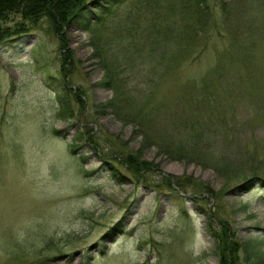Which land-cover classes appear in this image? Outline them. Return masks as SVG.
Instances as JSON below:
<instances>
[{"label": "rangeland", "instance_id": "rangeland-1", "mask_svg": "<svg viewBox=\"0 0 264 264\" xmlns=\"http://www.w3.org/2000/svg\"><path fill=\"white\" fill-rule=\"evenodd\" d=\"M200 2L199 18L192 0H127L68 28L66 77L49 23L8 17L26 29L0 45V264H219L209 210L264 240V0ZM110 75L153 114L152 142L97 108Z\"/></svg>", "mask_w": 264, "mask_h": 264}, {"label": "trees", "instance_id": "trees-1", "mask_svg": "<svg viewBox=\"0 0 264 264\" xmlns=\"http://www.w3.org/2000/svg\"><path fill=\"white\" fill-rule=\"evenodd\" d=\"M50 1L51 0H42L38 2L29 0H0V44H5L9 41V39L11 40V38L17 34H23V31L26 29L24 24L17 25V29L6 27L5 23L9 20L8 17H10V15H20L23 20L32 21L33 23H40L45 19L49 23L53 32L57 35L56 37H58V39L61 41L62 50L66 51V53H63L66 60L63 59L62 69L64 77H66L67 75L65 67L67 65H70L72 60L71 57H68L69 50L66 47L68 46V40L65 36L68 28L70 29L73 26L76 28H81L88 32H95L99 28L104 26L108 19L111 16H114V10L117 9L120 5L124 4V2H126L127 0H105L106 6L101 8L100 13H94L91 7L100 4V1L102 0H63L60 3L61 6L58 9L57 13L54 14L53 12L50 13V7L48 8V6H50ZM192 3L194 4V10L197 11V16H199V18L204 17L206 15V12L202 10L203 2H200V0H192ZM92 16L95 17V20L92 19ZM93 26H95V28ZM98 54L99 52L96 49L95 56H97ZM102 85L112 90L114 96L109 101V103H105L101 106H98L97 108L104 110L108 108L111 109L113 114L117 118H120L121 121L129 125L136 126L139 133H143V139L146 143L152 142L153 138L148 134V132H150L154 128V118L152 117L153 114L139 104L136 95L132 96L128 92H126V90H123L119 82H117L115 78L113 79L111 75L106 83H102ZM129 91L132 93L130 89ZM61 94L62 91L59 92V95ZM126 94L129 97H124V95ZM192 138L196 140L199 139L200 136L192 134ZM162 148H164L165 151H171V146L169 144L162 145ZM146 165V161L142 160L140 156L135 155L134 153L126 154L122 159L123 167L126 166L130 168V171H134L137 173L143 171ZM113 170V175L118 178L119 181H123L124 178L122 180V178L118 176V169L116 168ZM165 183L169 187H183L181 180L175 177L165 178ZM190 183L194 185L192 179L190 180ZM248 183L246 185H248ZM204 214L207 216L208 220V226L206 228L209 230L211 236L217 243V247L214 252L219 259V264H232L230 261H233V257L238 259L239 252L240 255L250 257L255 262H260L259 264H264V252L262 250L264 240H261V242H256L254 241V239H249L250 243H248V245H246L245 247L239 244V241L236 240V236L232 234L229 223L220 220L217 225L218 228L214 230L211 227V223L214 219V214L210 210ZM119 227L120 224H117L115 226V228Z\"/></svg>", "mask_w": 264, "mask_h": 264}]
</instances>
